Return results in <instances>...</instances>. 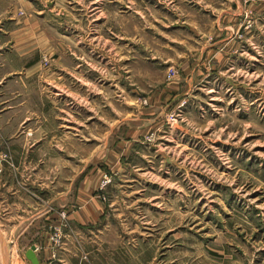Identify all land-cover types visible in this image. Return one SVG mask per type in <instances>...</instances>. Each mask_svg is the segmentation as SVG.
<instances>
[{
  "label": "rangeland",
  "instance_id": "obj_1",
  "mask_svg": "<svg viewBox=\"0 0 264 264\" xmlns=\"http://www.w3.org/2000/svg\"><path fill=\"white\" fill-rule=\"evenodd\" d=\"M0 10V173L49 264H264V0Z\"/></svg>",
  "mask_w": 264,
  "mask_h": 264
},
{
  "label": "crops",
  "instance_id": "obj_2",
  "mask_svg": "<svg viewBox=\"0 0 264 264\" xmlns=\"http://www.w3.org/2000/svg\"><path fill=\"white\" fill-rule=\"evenodd\" d=\"M11 0H0V5L3 8ZM2 10H0V13ZM3 16V15H2ZM6 20L1 23L2 17H0V51L6 50L8 37L12 40L13 31L7 28V24L10 21L7 17L3 16ZM2 54V53H1ZM0 54V58H1ZM7 62L0 59V88L11 78L13 71H5ZM37 63L33 66H36ZM5 129L7 126L4 127ZM2 130V129H1ZM13 173L4 171L0 173V264H33L28 259V253L33 247L37 248V257L39 264H49L52 262V253L49 249V241L47 236L42 234L41 237L45 240L44 244H31L29 243V228L40 227V220H43L44 213L40 216L39 205H37V213L34 218L30 219V207L29 200L24 202V196L20 192H15L13 183L8 181L11 179ZM88 211L89 216L84 214H78L74 219L77 226H86L93 222L94 214ZM93 215V216H92ZM42 223V222H41ZM44 224V222L42 223ZM40 236H38L39 238ZM47 241V242H46ZM70 256L65 255L62 259L56 262V264H71ZM72 260V259H71ZM53 263V262H52Z\"/></svg>",
  "mask_w": 264,
  "mask_h": 264
},
{
  "label": "water",
  "instance_id": "obj_3",
  "mask_svg": "<svg viewBox=\"0 0 264 264\" xmlns=\"http://www.w3.org/2000/svg\"><path fill=\"white\" fill-rule=\"evenodd\" d=\"M37 248L36 247H33L30 252L28 253V259L33 263V264H39V260H38V257H37Z\"/></svg>",
  "mask_w": 264,
  "mask_h": 264
}]
</instances>
